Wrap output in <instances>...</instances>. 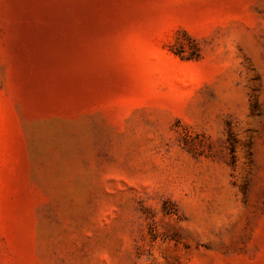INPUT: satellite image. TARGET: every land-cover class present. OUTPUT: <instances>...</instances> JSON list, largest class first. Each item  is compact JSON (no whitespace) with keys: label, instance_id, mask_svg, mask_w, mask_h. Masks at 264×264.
<instances>
[{"label":"rangeland","instance_id":"1","mask_svg":"<svg viewBox=\"0 0 264 264\" xmlns=\"http://www.w3.org/2000/svg\"><path fill=\"white\" fill-rule=\"evenodd\" d=\"M0 264H264V0H0Z\"/></svg>","mask_w":264,"mask_h":264}]
</instances>
